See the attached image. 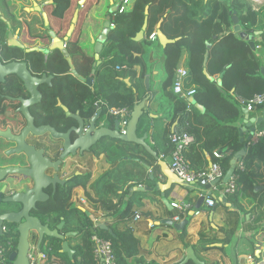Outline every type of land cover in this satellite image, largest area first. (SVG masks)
I'll use <instances>...</instances> for the list:
<instances>
[{
	"label": "trees",
	"instance_id": "trees-1",
	"mask_svg": "<svg viewBox=\"0 0 264 264\" xmlns=\"http://www.w3.org/2000/svg\"><path fill=\"white\" fill-rule=\"evenodd\" d=\"M1 1L3 2L1 11L5 19L12 23L13 29L21 28L19 27L21 22L18 19L21 12L16 10L15 4L10 0ZM150 3L151 0H135L129 10H121L115 13L112 18L114 27L101 53L100 65H97V60L90 53L81 49L75 38L68 44V51L74 67L81 76L88 78L93 70L96 69V73L93 76V79H96L93 88L86 81H81L77 76H73L74 79H71L68 73L60 75V70L70 68V66L61 53L54 55L53 59H50L44 67L50 74L54 75V85L46 90V97L39 106L41 108L38 110L33 109L35 115L38 114L40 118L44 119V123L59 122L62 116L66 117V115L64 110L57 105L58 99L65 102L71 111L79 112L83 117H92L100 108L105 113H108L107 106L102 105L100 100L107 103L109 107H126L133 111L138 103L147 99L154 91L152 87L148 88L146 86L145 77L150 73L151 66L157 65L164 72L160 90L157 92L161 100V109L167 108L165 104L169 105L168 110L171 113L169 116L172 118L171 124L179 121L182 126L180 131L187 132L193 137V141L186 151V156L191 166L194 169L203 170L204 167H199L200 163L198 162L200 160L205 164V161L201 160V154L208 153L214 157L213 153L218 149L225 154L231 152L228 156H224L221 159L214 157L213 161V163L219 162L226 174L231 168V160L244 146L240 142L239 136V124L243 119V111L240 101L238 103L240 107H233L232 105L234 104L228 105L225 102V98L231 96L226 93L221 84L211 80L205 74L204 61L207 43L213 45L206 65L209 73L215 72V69L219 67V60L225 59L232 51L240 52L235 53L238 56L253 57L254 51L248 42L237 37L233 31L232 16L236 12L243 30L248 34H253L256 31L263 32L259 35L261 41L259 43L256 41V43L261 45L264 53V6L255 8L254 4L249 0H161L156 5L154 4L153 10L148 13L149 20L145 35H150L156 31L157 23L163 19V30L169 31L174 34V38L180 37V39L163 47L161 59L154 61L152 55L148 57L147 46H159L158 40L154 42L144 38L141 41L135 40V37L143 28L147 17L146 8ZM70 6L71 0H54L52 14L62 20L66 17ZM171 14H174L175 19L173 21L168 19ZM6 20H3L0 16V39L3 41L7 37ZM24 22L30 37H39L47 33L46 30L45 32L43 31L42 17L37 14L33 15L30 20L24 19ZM59 29H61L59 34L62 35L64 26L61 25ZM226 29H230L234 36L225 35L228 34ZM187 51L188 61L186 57L185 65L187 67L188 64L189 69L188 76L184 80V89L187 91V88L196 87L197 98L208 92L211 98L209 103L204 104L200 99V103L205 106L204 112L193 103L188 108L189 98L175 93L173 89L177 70ZM18 52V49L13 51L16 54ZM212 53L213 58L211 57ZM137 65L141 66L140 72L135 68ZM220 68L224 67L220 66ZM127 78H129L130 83L125 81ZM261 92H264V90L250 94H240L239 96L251 97ZM257 109L260 114L264 113V105L259 106ZM45 113L47 117L44 116ZM52 114H56V116L54 117ZM0 115L5 119L7 118V116H4L6 114L0 112ZM109 117L111 123H113L115 118L112 115H109ZM146 119L145 115L141 116L137 129L138 133L149 130L150 126L145 122ZM65 121L63 120L64 126L67 125ZM18 126L19 124L17 123L16 127ZM258 126L259 130H264V120ZM177 132L179 131L177 130ZM172 133L168 130L163 135L166 147L164 155L166 156L171 155L175 148V144L170 137ZM240 159L243 160L245 168L244 170H234L235 173L239 174L238 191L232 196L235 203L240 196L258 198L260 195V191H256V185L264 179V174L262 173V168L264 167V136L257 142L251 143L247 148L246 154ZM104 178L105 175L103 174L96 182L90 185L91 188L96 189L98 183ZM90 180V173L83 174V176H75L66 182L65 185L59 186L56 193L48 201L40 204L39 209L34 211V214L39 216L43 223H48L51 228H56L65 221L63 228L60 229L61 234L65 235L66 231L69 230H74L76 233L81 234L83 242L81 245L76 246L77 253L72 260H67L69 264H81V262L83 264H96L93 253V233H98L112 242L119 264H134L133 262L142 261L138 258V254L141 252L140 240L134 235L130 226L127 225L125 230L122 231H118L115 228L112 231L110 222L107 223L109 226L107 225L108 227L106 228L101 226L94 227L91 217L81 212L79 207L75 206L71 201L72 190L77 186H82L86 189ZM185 185L190 190H192V187H199L197 184L185 183ZM106 193L117 195V189L113 184H110L106 188ZM92 199L95 202H99L95 198ZM100 199L103 201V207L113 215L120 213L119 216H122L128 213L130 209L129 206L122 210L120 208L121 203H114L110 197ZM263 205L264 197H261L256 206L252 208L255 222L264 218ZM261 208H263L262 211ZM12 228L10 227V230ZM10 234H6V237L10 236ZM186 236L187 230L184 229L181 231V238L184 241V245L189 246L190 243L185 240ZM202 237H204V234ZM17 239L18 237L15 238V245L7 257L12 251L16 250ZM63 241L61 239H52L47 247L43 246L42 250L48 256H59L62 254ZM79 258L81 261L78 260ZM4 264L9 263L6 262ZM186 264L197 263L190 260Z\"/></svg>",
	"mask_w": 264,
	"mask_h": 264
},
{
	"label": "crops",
	"instance_id": "crops-1",
	"mask_svg": "<svg viewBox=\"0 0 264 264\" xmlns=\"http://www.w3.org/2000/svg\"><path fill=\"white\" fill-rule=\"evenodd\" d=\"M10 1L15 4L16 10L19 12L23 11L21 13V18L28 20L32 18V15L27 13H32L33 10L37 11V8H41V12H39L38 15L43 19V26H45L46 20L42 12L47 15L48 27L57 32L61 25L66 27L71 20L72 22L70 25L73 24V18L77 11H79V16L75 24V30L78 31L82 25L87 24V21L96 22L95 20H97L103 25L108 13H110L111 18H113L117 11L129 10L133 6L135 0H71V6L69 7L67 15L62 20H59L52 14L54 0ZM159 1L161 0H151L148 6V13L153 10V5H156ZM2 3L3 2L0 0V11ZM262 4L263 3H258V6H254L258 8L264 6ZM112 10L114 11L112 12ZM160 23L162 28L163 19L157 23L156 32ZM19 25V27L23 28V32L20 33L19 29H13V31L15 35L19 33L18 38L27 47L45 46L44 43H41L39 40L35 39V37L33 38L28 35L25 22H21ZM8 31L9 29L7 26V33ZM163 32L167 38H174V34H171L169 31L163 30ZM99 33L100 30H98V34ZM156 40H158V37ZM255 40L259 43L261 37L258 35ZM84 44L87 45L88 53L95 58L94 45L91 39L87 38ZM158 44H160L159 40ZM155 50L156 53H151V55L153 60L157 61L162 57L163 46L161 44L155 46ZM253 51L252 58H245L241 55L238 56L235 54L238 51H232L225 59L219 60V67L215 69V72L209 73L207 69L208 73L214 77L216 82H218L219 79L221 80V85L226 93L231 96L225 98V102H227L228 105L234 104L232 105L233 107H238L240 105L238 104L240 94H250L264 90V53L261 49V45H257V49ZM210 54L211 52L209 53V57ZM35 55L36 56L33 55V60H35L36 63L42 61V55ZM148 57H150V53ZM186 57L188 61V51L185 53L179 68H186L188 70V64L187 67L185 65ZM211 57L213 58V53ZM220 66L224 68H220ZM32 67L34 70L38 69L37 66L35 67L32 65ZM135 68L140 72V65H137ZM146 77H150L149 88L152 87L154 91H152L147 99L142 101L145 104L142 115L146 116L147 119L145 122L150 127L146 132H137V135L138 137L147 135L145 140L146 143L150 146L152 151L158 154L159 159L167 162L170 167L171 155H167L164 158L161 157L166 148L163 135L165 132H168V130L171 133L177 130L180 131L182 126L179 124V121L171 124L172 118L169 116L171 114L170 110H168L170 107L169 105L165 104L167 108L164 110L161 109V100L157 92H159L160 83L164 78L162 69L152 65L150 73H148ZM95 80L94 78L91 83L87 84L93 88ZM126 80H128L127 83H130L129 78L125 79V81ZM191 88L196 87L193 86ZM191 88H187V91ZM200 99L204 104L211 101L210 95L206 92L199 98H197L196 95L189 97V102L197 105L198 108L204 112L205 106L200 103ZM58 100L57 105L60 102V99ZM240 106L243 111L245 107L242 104ZM263 116L264 113L260 114L258 109L249 112V118L258 119ZM246 119V113L243 111V119L239 124V136L240 128L245 126ZM256 127V132L263 131L259 130L258 125ZM249 133V127H247V130L244 129V138L246 140ZM254 138L255 135L252 140L246 141L247 148L251 143L256 142ZM125 146L126 147L116 146V150H111V153L102 151L99 155H97L96 150L93 149L92 153L87 156L88 160H91L88 164L84 163L85 159L82 158L83 156H77L72 166L71 164H66L62 169L63 175L61 173V178L66 179L68 175L75 171L78 176H83V174L87 173L91 174V180L86 189L82 186L75 187L73 202L75 206L79 207L81 212L85 213L88 217L90 216L91 219L94 217V219H92L94 227L101 226L102 228H106L109 226V224H107L108 222H110L112 231L113 228L118 231L125 230L127 225L131 227L134 235L140 240L141 246V252L138 254V258L142 261L133 262L134 264L181 263L185 259L189 247L194 248L196 256L202 260L204 264H264V218L255 222V215L252 213V208L256 206V203H258L261 197H264V179L259 181L256 185V191H260L258 198L240 196L239 200L235 203L232 198L233 195L226 196L222 195L221 192H214L212 187L206 188L196 186L194 188L192 187V190H190L185 183L172 184L168 187V178L162 172V168L158 163L159 161L151 152L140 144L132 143L126 144ZM244 147L245 145L243 149ZM230 153L231 152L224 156H228ZM107 155H111V158H109L108 161H103L102 159ZM237 155H235L233 159L236 158ZM201 157V160H204L205 164L198 160L200 163L199 167H204V169L210 168L215 156L213 157L211 154L206 153L201 154ZM262 173L264 174V167L262 168ZM103 174L105 178L98 183L97 188H91L90 185L96 182ZM110 184L116 187L117 195L106 193V188ZM212 194L215 199V205L209 207L204 203L200 208L204 209V213L200 215H196L195 213L191 216L190 213L198 210L195 209V207L199 200H201L202 197L206 199L207 196H212ZM109 197L114 203L120 202V208L122 210L130 206L128 213L119 216L120 213L113 215L106 210L100 198L106 199ZM92 198L99 200V202H95ZM164 199L167 200L170 205L166 204ZM173 202H187L191 203L192 206L188 210H181L173 207ZM262 210L263 208H261V211ZM87 212L89 214H87ZM137 213L140 215L139 218L136 216ZM176 216H180L178 221L175 220ZM186 218L190 220L189 224L185 227L187 230L185 240L190 243L189 246L184 245V241L181 238L182 230H177L174 225L163 222L164 220L172 219L174 222L179 223ZM60 225L61 224L56 228ZM203 234L204 237H202ZM65 235L66 239L64 241L67 242L70 252L64 251L62 247L61 255L48 256L47 260H41L39 264H69L68 261L72 260L77 253L76 246L81 245L83 239L81 234L76 233L74 230L66 231ZM232 242H234L236 253L234 256H229L225 252V249L231 245ZM40 252L44 253L43 250H33L32 255L38 256ZM249 255L254 257V262L249 260ZM80 258L78 260L81 261ZM95 263L102 264V262L96 258ZM81 264H83V262H81Z\"/></svg>",
	"mask_w": 264,
	"mask_h": 264
},
{
	"label": "water",
	"instance_id": "water-1",
	"mask_svg": "<svg viewBox=\"0 0 264 264\" xmlns=\"http://www.w3.org/2000/svg\"><path fill=\"white\" fill-rule=\"evenodd\" d=\"M37 11L27 13L32 15L41 12V8H37ZM114 10H112L113 12ZM22 13V12H21ZM19 14V21L24 22V18H21ZM147 17L143 25L142 30L137 34L135 40H143V36L148 27V7L146 8ZM0 14L1 11H0ZM45 18V26L43 31L47 33L35 37L45 46H35L33 48L27 47L18 37L19 33L15 35L13 31V25L7 21L4 16L1 15L3 20H6L8 26V33L5 41L0 39V84H5L7 95H5L6 103L1 104L0 112L7 118L5 120L11 121L13 124H19L16 128L20 130L19 134H15L11 129L1 130L0 136L6 137L14 141L17 145L13 148L9 154L14 156V159H23L27 165H7L0 167V237L6 236L11 233L17 239L16 250L12 251L7 258L9 264H30V257L33 250L42 251L43 246L47 247L52 239L65 240L64 234L59 232L63 228L65 221L61 223L58 228H51L48 223H43L41 218L34 214V211L38 210L40 204L48 201L53 194L56 193L59 186H63L67 182L66 179L61 178L62 169L65 167L66 159L70 155H79L91 151L95 147L102 146L105 142H115L116 146H124L126 144H140L143 145L154 157L159 161V165L162 168V172L167 176V185L170 187L172 184H183L181 180L168 166L167 162L160 160L158 154H156L150 146L146 143L147 135L138 137L137 129L140 118L143 114L145 104L143 102L138 103L133 111L132 116L127 127V134L124 135L120 132V124L117 118L111 123L109 114L105 113L103 109H99L92 117H83L79 112L71 114L68 108L59 102V105L67 112V115L72 116L75 119V123L68 129L67 132H59L51 125L37 126L35 124V112L33 109H40V104L46 97V90L52 88L54 85V75L49 74L48 70L44 68L50 59H53L54 55L61 53L68 62L72 73L75 74L81 81H86L88 84L92 82L93 76L96 73V69L92 74L85 78L79 74L75 69L72 62V58L68 51V44L76 37V42L79 43L83 51H87L86 42L87 38L91 39L94 45L95 58L97 65H100V56L104 49V45L108 41V37L114 27L112 24L111 14H107L106 20L103 25L100 21L95 20L87 21L86 25H82L78 31L75 30V24L77 23L79 11L74 16L73 24L71 25L67 34L61 35L48 27L47 15L42 12ZM233 31L237 37L248 42L253 50L257 49L256 37L261 35L262 31H256L253 34H248L243 30L240 24L237 13L234 12L232 16ZM102 25V26H101ZM98 30L100 33L98 34ZM20 33L23 32V28H19ZM43 32V33H44ZM157 37L160 44L165 47L169 43L176 42L180 39L167 38L161 28V23L157 28ZM34 38V37H33ZM212 44L207 43V51L205 53V69L204 72L211 80H215L214 77L209 75L206 65L209 59L210 48ZM15 49L19 52L13 53ZM35 54L42 55V61L35 62L33 57ZM34 55V56H33ZM33 66H37L38 69L34 70ZM128 82V80H126ZM146 86L150 87V77L145 79ZM221 84V80H218ZM59 101V100H58ZM246 113L245 126L240 128V142L245 145L236 158L231 162V168L226 173L224 181L227 182L229 177L234 172L235 164L238 159L245 155L247 149L246 141L253 139L259 125L263 120V117L258 119L249 118V111L243 108ZM9 116V118H8ZM255 124V125H254ZM250 128V133L247 140L244 138V129ZM51 132V134L57 138H62L64 154L61 156L63 162L59 165L60 160L52 162L50 159L44 156L43 150H37L35 146L27 142V137L30 133L33 135H39L41 133ZM174 132V131H173ZM150 167V166H148ZM63 175V173H62ZM210 186H206L209 188ZM166 204L170 205L167 200L164 199ZM205 197H202L196 205L195 209H199L203 206ZM87 214H89L87 212ZM193 211L190 215H194ZM94 219V217H92ZM189 218L177 223L172 219L164 220L163 222L174 225L177 230H184L189 224ZM10 227H13L10 230ZM104 227V226H103ZM63 250L70 252L67 242L62 243ZM42 252L38 254L41 257ZM193 260L197 264H204L200 260L194 251L193 247L187 249V255L181 264H186L188 261Z\"/></svg>",
	"mask_w": 264,
	"mask_h": 264
},
{
	"label": "built area",
	"instance_id": "built-area-1",
	"mask_svg": "<svg viewBox=\"0 0 264 264\" xmlns=\"http://www.w3.org/2000/svg\"><path fill=\"white\" fill-rule=\"evenodd\" d=\"M157 38V32L154 31L150 35H144V39L148 41H154ZM188 76V70L186 68H179L177 70V76L173 84L174 92L183 95L185 97H191L197 94L196 88H191L188 91L184 89V80ZM240 103L249 111H255L259 106L264 105V92L256 93L251 97H241L239 96ZM102 105L107 106V114L119 120L120 132L124 135L127 134L128 124L132 116V111L126 107H109L107 103L100 100ZM192 106L189 103L188 108ZM101 109V108H100ZM262 136H264V130L255 133V141L257 142ZM171 140L175 144V148L171 153V170L186 184H197L202 187L210 186L214 192H221L222 195H233L238 191V179L239 174L232 173L227 182H223L225 178V172L222 170L221 164L219 162L212 163L210 168L197 170L194 169L190 161L187 159L186 151L193 141V137L184 131H174L171 134ZM214 156L218 159L224 157L225 153L220 152L218 149L214 151ZM227 154V153H226ZM162 158L166 155H162ZM245 165L243 160L239 159L235 164L234 170H244ZM207 206L213 207L215 205V199L212 196H207L204 202ZM173 207L179 208L181 210H188L192 204L183 202H173ZM196 215L204 213V209H198ZM136 216L139 218L140 215L137 213ZM180 216H176L175 220H179ZM92 241L94 243V257L100 260L102 264H119L116 259L113 244L110 240L100 236L97 233L92 235ZM15 245V236H1L0 237V263L4 264L7 262L8 253L13 249ZM249 260L254 262V257L252 255L248 256ZM48 255L42 253L41 257L31 254L30 264H39L42 260H47Z\"/></svg>",
	"mask_w": 264,
	"mask_h": 264
},
{
	"label": "flooded vegetation",
	"instance_id": "flooded-vegetation-1",
	"mask_svg": "<svg viewBox=\"0 0 264 264\" xmlns=\"http://www.w3.org/2000/svg\"><path fill=\"white\" fill-rule=\"evenodd\" d=\"M74 19V18H73ZM71 22L72 20L68 23V25H66V27L64 26V31L62 33V35H66L67 32L69 31L70 27H71ZM59 29L57 30V33H59ZM49 72V71H48ZM66 73H68L70 75L71 79H74L73 76L76 77L75 74L72 73L71 68H67V69H62L59 71L60 75H66ZM50 74V73H49ZM5 84H0V108H1V104L6 103V98L5 95H7V90L4 87ZM61 104L65 105L69 112L71 114H76V112H73L69 109L68 105L63 102L60 99ZM58 106L61 107V105ZM62 108V107H61ZM63 109V108H62ZM64 110V109H63ZM47 112V111H46ZM66 117H63L60 119V121H56V122H51V123H44L42 118H40L37 115H35V124L37 126H41V125H51L54 128L57 129V131L59 132H67L68 129L75 123V119L72 118V116H68L67 112L64 110ZM51 113V112H50ZM54 117L56 116V114H52ZM45 117H47L46 113L44 114ZM63 120H66L65 122L67 123L66 126H64L63 124ZM16 125L13 124L11 121H5V119L3 118L2 115H0V129L1 130H7V129H11L13 133L15 134H19L20 130L16 129ZM27 142L33 146H35V148L37 150H43L44 152V156L48 159H50L52 162H57L60 160L61 163H59V165L62 164L63 159H61V156L64 154V148H63V140L62 138H57L55 136H53L51 134V132H45V133H41L39 135H33L32 133H30L27 137ZM17 144L6 138L3 136H0V167L2 166H9V165H23L26 166L27 163L25 160L23 159H14V156L9 154V152L15 148ZM93 149L85 154H83V158L85 159L84 163L88 164L90 163V159L88 160V157L90 153H92ZM79 155H70L68 156V158L66 159V164H71V166L75 163V157H77ZM76 171L73 172L72 174L68 175L67 178V182L70 181L71 179H73L76 175ZM73 197H74V189L71 192V201L73 202ZM74 204V202H73ZM75 205V204H74Z\"/></svg>",
	"mask_w": 264,
	"mask_h": 264
},
{
	"label": "rangeland",
	"instance_id": "rangeland-1",
	"mask_svg": "<svg viewBox=\"0 0 264 264\" xmlns=\"http://www.w3.org/2000/svg\"><path fill=\"white\" fill-rule=\"evenodd\" d=\"M249 1H251L254 5H256V6H258V3H263L262 5H264V0H260V1H256V0H249ZM170 21H173L175 18H174V14H171L170 16H169V18H168ZM229 32H231L230 31V29H226V33H228V34H225V35H228V36H234L233 35V32H231V34H229ZM148 48V50L147 51H149V53H150V55H151V53H156V50H155V47H154V45H148L147 46ZM162 53H163V51H162ZM155 66H157V65H155ZM116 145H115V142H112V141H109V142H105V143H103V145L102 146H98V147H95L94 148V150H96V153H97V155H99L100 154V152H102V151H106V152H110L111 153V150H116ZM83 158V157H82ZM109 158H111V155H107V156H105L102 160L103 161H108L109 160ZM90 162H91V160H90ZM225 252L230 256H234L235 255V253H236V248H235V245H234V242H232V244L231 245H229L226 249H225Z\"/></svg>",
	"mask_w": 264,
	"mask_h": 264
}]
</instances>
